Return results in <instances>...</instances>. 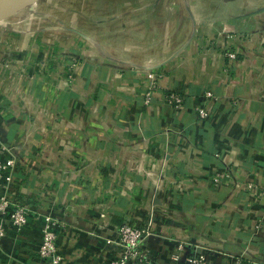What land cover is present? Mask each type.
<instances>
[{
  "label": "crops",
  "instance_id": "crops-1",
  "mask_svg": "<svg viewBox=\"0 0 264 264\" xmlns=\"http://www.w3.org/2000/svg\"><path fill=\"white\" fill-rule=\"evenodd\" d=\"M65 6L69 34L30 44L41 25L25 23L0 64V162L33 175L0 186L29 208L20 230L5 220L0 264H51L45 216L64 264H109L125 220L149 224L147 264H264V199L245 188L264 181V0ZM148 66L161 74L149 104ZM166 89L185 97L179 111Z\"/></svg>",
  "mask_w": 264,
  "mask_h": 264
},
{
  "label": "built area",
  "instance_id": "built-area-1",
  "mask_svg": "<svg viewBox=\"0 0 264 264\" xmlns=\"http://www.w3.org/2000/svg\"><path fill=\"white\" fill-rule=\"evenodd\" d=\"M227 56L231 59H236V53L229 51ZM140 70L137 68L133 70L134 74H138ZM143 82V83H142ZM161 82V74L154 69V66L143 68L141 83L145 88V102L150 103L152 96L158 91ZM163 100L176 110H180L184 105L185 97L180 93L166 89L163 92ZM200 118L206 116L203 108L198 109ZM22 178L31 186L33 183L32 172L23 173L19 169V160L15 156H10L6 160L0 162V186L6 190L8 184L13 178ZM247 190H255L259 192L264 199V181L259 184L248 183L245 187ZM11 207V209H9ZM29 208L17 200L11 199V196L4 193L0 195V239L6 234L4 226L5 220H9L18 230H20L27 223V215ZM101 213V217H103ZM42 226V242L38 249L39 257L48 260L51 264H62L63 257L57 246V233L54 230L56 222L51 217L45 216ZM150 235L149 224L134 225L131 221H122L116 228V244L118 252L109 264H147L146 260L140 250V245ZM181 249V245L178 246ZM188 264H207L205 254L201 253L197 256L188 259Z\"/></svg>",
  "mask_w": 264,
  "mask_h": 264
},
{
  "label": "rangeland",
  "instance_id": "rangeland-1",
  "mask_svg": "<svg viewBox=\"0 0 264 264\" xmlns=\"http://www.w3.org/2000/svg\"><path fill=\"white\" fill-rule=\"evenodd\" d=\"M65 2H67V0H29L17 7L0 11V64H9L12 62L13 59L10 57L11 51L9 50L17 51L21 48L23 43L22 39L16 36L17 34L14 30H23L25 23L33 20V22H37L38 27L41 25L40 29L37 31V36L32 39L30 44L37 43L36 38L43 41V43H55L53 35L56 34V30H60V28L62 33L67 34L70 28L67 26L68 23L65 21V17L70 9L69 7L66 9ZM61 11H64L62 15H60ZM179 11L182 12L181 6H176V14H178ZM35 26L36 25L33 24L32 28H36ZM22 35L23 33H21V36ZM34 49L35 48H33V50ZM7 52H9V54ZM19 71L22 72L18 70L15 71V73L18 74ZM62 257V264H64L65 257Z\"/></svg>",
  "mask_w": 264,
  "mask_h": 264
},
{
  "label": "water",
  "instance_id": "water-1",
  "mask_svg": "<svg viewBox=\"0 0 264 264\" xmlns=\"http://www.w3.org/2000/svg\"><path fill=\"white\" fill-rule=\"evenodd\" d=\"M27 1L29 0H0V11L17 7Z\"/></svg>",
  "mask_w": 264,
  "mask_h": 264
}]
</instances>
